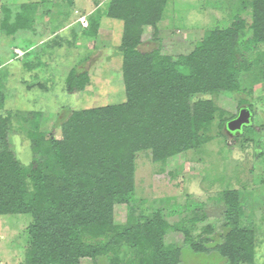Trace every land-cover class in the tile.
<instances>
[{
  "label": "trees",
  "instance_id": "16d2710c",
  "mask_svg": "<svg viewBox=\"0 0 264 264\" xmlns=\"http://www.w3.org/2000/svg\"><path fill=\"white\" fill-rule=\"evenodd\" d=\"M167 4L168 0H108L105 13L100 7L89 18L84 31L92 44L98 37L100 16L124 23L118 48L124 103L68 110L56 124L61 139L47 138L41 130L42 113L33 112V119L25 120L36 154L28 166L9 147L11 124L0 127V215L33 217L25 264H81L85 259L95 264L98 259L108 264H182L183 246L197 254L216 252L227 264H254L257 233L241 228L243 205L237 191L224 195L226 232L215 245L213 225L195 236L185 224L172 226L161 209L152 216L135 209L139 153L151 152L153 162L164 163L200 147L210 141L205 133L220 112L208 96L246 92L241 77L251 70L253 83H264V52L259 50L264 45V0L243 2L230 27L207 31L194 50L178 60L162 53L161 40L150 52L139 49L147 26L158 32ZM243 11L251 18V35L240 41L247 27ZM10 13L3 8L1 27L7 35L32 28L26 11H16L15 27L9 22ZM74 32L73 37H78ZM90 80L87 73L73 69L65 90L85 92ZM248 92L252 95V90ZM236 116L223 118L220 127ZM116 205L130 208L124 224L115 223ZM204 220L194 217L190 222ZM171 231L182 236V247L167 243ZM123 246L135 251L133 260L124 262Z\"/></svg>",
  "mask_w": 264,
  "mask_h": 264
},
{
  "label": "rangeland",
  "instance_id": "374dc122",
  "mask_svg": "<svg viewBox=\"0 0 264 264\" xmlns=\"http://www.w3.org/2000/svg\"><path fill=\"white\" fill-rule=\"evenodd\" d=\"M246 1L250 0H168L158 32L147 26L139 49L150 52L161 40L162 53L178 60L191 53L207 31L230 27ZM107 2L0 0V127L11 124L9 147L25 166L33 163L36 156L33 141L27 138L29 124L25 122L33 119V112L42 113L41 130L47 138L61 139V130L56 124L68 110L93 109L126 101L123 59L118 50L124 23L100 16L94 44L86 39L84 31L89 28L93 12L102 7L105 13ZM22 5L25 7L21 8ZM4 7L10 9L12 21L9 22L14 27L17 26L16 11L24 10L33 20L32 28L7 35L1 27ZM84 16L88 27L80 22ZM242 18L247 27L240 41L251 35L248 28L252 21L246 11ZM74 31L78 37H73ZM259 50L264 52V45ZM73 69H77V74L89 75L91 80L85 92L73 94L65 90L66 78ZM241 83L246 92L208 96L220 109L205 133L210 141L164 163L153 162L151 152L138 154L135 209H144L150 216L161 209L172 226L185 224L195 236L203 233L207 225H213L212 245H215L226 232L224 195L227 191H237L243 205L241 228L257 233L254 264H264V83H253V70L242 75ZM248 90H252V95ZM242 100L250 105L240 104ZM243 108L252 113L250 125L244 126L240 133H229L226 126L220 127L223 118L230 120ZM128 214V206L116 205L115 223H126ZM194 217L205 220L192 224L190 220ZM32 222L30 214L0 215V264H25L30 245L27 230ZM182 240L176 231L167 236V243L177 247L183 246ZM134 256L132 248L123 246L124 262L133 260ZM81 264L95 262L85 259ZM96 264L108 263L98 259ZM182 264L227 263L216 252L197 254L183 246Z\"/></svg>",
  "mask_w": 264,
  "mask_h": 264
},
{
  "label": "water",
  "instance_id": "95a60500",
  "mask_svg": "<svg viewBox=\"0 0 264 264\" xmlns=\"http://www.w3.org/2000/svg\"><path fill=\"white\" fill-rule=\"evenodd\" d=\"M253 121L252 114L249 109L240 110L237 117L227 123L226 130L231 133H240L244 126L250 125Z\"/></svg>",
  "mask_w": 264,
  "mask_h": 264
},
{
  "label": "built area",
  "instance_id": "2783aa9c",
  "mask_svg": "<svg viewBox=\"0 0 264 264\" xmlns=\"http://www.w3.org/2000/svg\"><path fill=\"white\" fill-rule=\"evenodd\" d=\"M80 22L82 23V25H83L84 27H88L87 19H86L85 16L82 17V18H80Z\"/></svg>",
  "mask_w": 264,
  "mask_h": 264
},
{
  "label": "flooded vegetation",
  "instance_id": "af4514ba",
  "mask_svg": "<svg viewBox=\"0 0 264 264\" xmlns=\"http://www.w3.org/2000/svg\"><path fill=\"white\" fill-rule=\"evenodd\" d=\"M238 114H239V113H238ZM236 117H237V116H236ZM236 117H235V118H236ZM235 118H234V119H235Z\"/></svg>",
  "mask_w": 264,
  "mask_h": 264
}]
</instances>
